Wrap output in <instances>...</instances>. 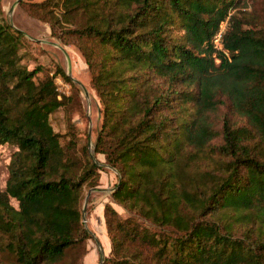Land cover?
I'll list each match as a JSON object with an SVG mask.
<instances>
[{
    "label": "trees",
    "instance_id": "1",
    "mask_svg": "<svg viewBox=\"0 0 264 264\" xmlns=\"http://www.w3.org/2000/svg\"><path fill=\"white\" fill-rule=\"evenodd\" d=\"M19 5L77 46L101 105L93 156L127 212L104 203L101 264H264V0ZM29 43L0 16V264H84L101 165L70 117L79 87L59 65L30 67Z\"/></svg>",
    "mask_w": 264,
    "mask_h": 264
},
{
    "label": "rangeland",
    "instance_id": "2",
    "mask_svg": "<svg viewBox=\"0 0 264 264\" xmlns=\"http://www.w3.org/2000/svg\"><path fill=\"white\" fill-rule=\"evenodd\" d=\"M20 1L22 0H1L0 16L15 28L23 31L27 40L30 41L28 44L31 54L28 58L30 67L36 63L53 71L55 66L59 65L79 87L81 111L76 109V105L73 106L74 109L70 117L80 130L81 138L87 137V143L90 141L89 152L94 155L92 149L101 124V105L95 91L90 86V75L84 57L77 46L61 43L58 38L50 34L47 24L27 15L19 5ZM258 7L262 9L261 4ZM56 84L60 92L69 93L70 87L63 80L56 79ZM54 116L55 129L64 131L67 114L58 112ZM10 149L7 146L0 147V190L3 189L7 177ZM95 160L101 165L99 183L97 186L85 190L82 202V222L91 235V238L86 242L88 254L84 257V264H100L103 256H108L110 252V242L106 235L102 215L104 203L110 202L121 216L127 215L125 209L112 202L110 198L114 184L117 182L116 170L104 163L102 154H97Z\"/></svg>",
    "mask_w": 264,
    "mask_h": 264
},
{
    "label": "built area",
    "instance_id": "3",
    "mask_svg": "<svg viewBox=\"0 0 264 264\" xmlns=\"http://www.w3.org/2000/svg\"><path fill=\"white\" fill-rule=\"evenodd\" d=\"M219 38H220V32L217 34L216 39H215V43L217 47H219Z\"/></svg>",
    "mask_w": 264,
    "mask_h": 264
},
{
    "label": "water",
    "instance_id": "4",
    "mask_svg": "<svg viewBox=\"0 0 264 264\" xmlns=\"http://www.w3.org/2000/svg\"><path fill=\"white\" fill-rule=\"evenodd\" d=\"M19 1V0H18ZM77 82V81H76ZM77 83H79V82H77ZM80 84V83H79ZM81 85V84H80ZM83 89H84V91H85V93L87 94V91L85 90V88L83 87ZM88 148H90V141H89V143H88ZM92 151H93V149H92ZM91 156H92V158L95 160V157L91 154ZM101 264V263H100Z\"/></svg>",
    "mask_w": 264,
    "mask_h": 264
},
{
    "label": "crops",
    "instance_id": "5",
    "mask_svg": "<svg viewBox=\"0 0 264 264\" xmlns=\"http://www.w3.org/2000/svg\"><path fill=\"white\" fill-rule=\"evenodd\" d=\"M88 254V253H87ZM86 261V260H85ZM86 264V263H85Z\"/></svg>",
    "mask_w": 264,
    "mask_h": 264
}]
</instances>
